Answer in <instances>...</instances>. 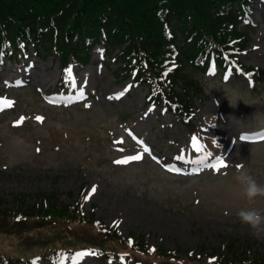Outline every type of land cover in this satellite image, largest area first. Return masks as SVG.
I'll use <instances>...</instances> for the list:
<instances>
[{"label": "rangeland", "instance_id": "obj_1", "mask_svg": "<svg viewBox=\"0 0 264 264\" xmlns=\"http://www.w3.org/2000/svg\"><path fill=\"white\" fill-rule=\"evenodd\" d=\"M257 3L249 15L257 28L250 46L240 53L241 62L259 73L254 84L246 77L194 74L203 87L194 114L201 137L191 136L175 116L146 105L145 88L130 87V79L117 77V62L98 49L89 64L72 68L76 86L69 96H82L81 91L87 95L72 105L47 99L54 96L59 74L52 57L39 59L29 49L15 60H4L0 98L12 107L0 110V208L14 206L23 195L32 205L42 198L40 192L54 193L50 198L57 203L72 204L82 187L88 196L95 186L85 213L116 223L121 232L142 235L150 246L182 253L196 247L201 252L203 245L217 246L230 236L247 239L252 251L264 253V234L257 238L239 218L247 210L264 216V196L247 198L244 179L264 185V140L245 135L264 129V4ZM193 136L215 156L222 155L226 166L193 175L165 172L174 155L188 158L193 153ZM133 154L142 158L114 163ZM258 228L264 232V221ZM12 237L0 235V242L8 250H20ZM201 259H208L205 250ZM68 264L113 263L90 255Z\"/></svg>", "mask_w": 264, "mask_h": 264}, {"label": "trees", "instance_id": "obj_2", "mask_svg": "<svg viewBox=\"0 0 264 264\" xmlns=\"http://www.w3.org/2000/svg\"><path fill=\"white\" fill-rule=\"evenodd\" d=\"M249 1L0 0V50L10 56L32 45L38 56L58 57L64 68L57 86L61 89L69 63L86 64L93 46L101 44L107 54H117L125 77L148 86L149 103L190 125L196 99L203 96L198 80L211 57L218 68L252 70L237 58L254 29L246 22ZM39 196L36 204L27 205L23 195L14 208L0 209V235L13 236L21 247L8 250L0 242V264H28L32 257L59 261V254L69 259L78 249L91 247L112 260L205 264L194 257L181 260L179 250L168 259L163 247L149 251L140 238L86 218L81 214L83 196L74 205L50 201L54 193ZM252 245L228 236L207 253L216 256L212 264H264V253L252 251Z\"/></svg>", "mask_w": 264, "mask_h": 264}, {"label": "snow or ice", "instance_id": "obj_3", "mask_svg": "<svg viewBox=\"0 0 264 264\" xmlns=\"http://www.w3.org/2000/svg\"><path fill=\"white\" fill-rule=\"evenodd\" d=\"M236 71H240V69L237 68ZM67 75L69 77V82L72 84L73 87H75L76 84H75V81L72 79V74H71V70L70 69L68 70ZM165 75H167V73H165ZM225 78L227 79V76ZM80 94L83 95V92L81 91ZM121 95H123V93H121ZM10 105H11L10 101L0 100V110H3V107L10 106ZM149 111H151V109H149ZM42 119L43 118H41V117H37V120H39V121H42ZM241 139H243V137H241ZM114 143H121V142L117 141V142H114ZM190 146L197 153H199V152H201L203 150V145L199 142V140H198V138L196 136L192 137ZM120 150L122 151L123 149H120ZM143 152L147 153V152H149V149L147 147H144L143 148ZM141 158H142V155L141 154H137L135 156L128 157V158H125L123 160L114 161V163H117V164L128 163L130 160H140ZM183 158H184L183 155H181L178 159L183 160ZM225 166L226 165L224 164L223 160H219L217 162V164L213 165V167L215 169H217V170L219 168H222V167H225ZM170 170H172V169H170ZM95 190H96V187L93 186L92 189L90 190V192L88 193V196L85 197V199H88V197H90L95 192ZM153 251H154V249H153ZM96 254L97 253H95V252H81V253H77L74 256H72L71 259L73 261H79V260L83 259L85 256L96 255ZM59 259H60V264H63V260L65 259L64 254H59ZM210 264H212L211 261H210Z\"/></svg>", "mask_w": 264, "mask_h": 264}, {"label": "clouds", "instance_id": "obj_4", "mask_svg": "<svg viewBox=\"0 0 264 264\" xmlns=\"http://www.w3.org/2000/svg\"><path fill=\"white\" fill-rule=\"evenodd\" d=\"M244 179L246 181L245 195L247 198L251 200L257 196H264V185H258L251 177L246 176ZM239 218L241 223L247 224L253 230L254 236L261 238L264 232H262L258 226L264 221V216H261L256 210H247L241 211L239 213Z\"/></svg>", "mask_w": 264, "mask_h": 264}]
</instances>
